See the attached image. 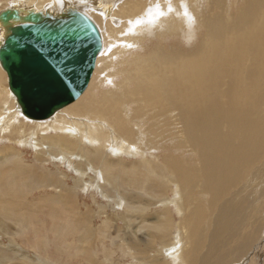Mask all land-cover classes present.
<instances>
[{
  "label": "bare ground",
  "instance_id": "obj_1",
  "mask_svg": "<svg viewBox=\"0 0 264 264\" xmlns=\"http://www.w3.org/2000/svg\"><path fill=\"white\" fill-rule=\"evenodd\" d=\"M45 1L15 0L10 6L13 8L0 11V39L3 40V33L6 30L10 32L11 28L16 25L32 23L33 18L41 20L40 18L46 14L60 19L74 18L82 13L81 10H84L89 0H68L66 6L63 3L60 6L54 3L50 7L44 5ZM103 1L107 5L105 11H109L111 5H118L119 0H116L115 3H113L114 0ZM148 1L123 0L115 8L114 15L124 19L123 28H120L122 30L128 26L129 30L132 31L130 26L132 22L144 19L135 16L152 14L150 22H145L134 33L129 32L127 35L121 36V33L115 29L116 27L111 26L110 18H106L99 9L91 12L95 23L89 16V18L87 17L96 26L101 38L100 47H98V53L94 59L95 72L98 70L99 62L105 55L108 45L107 35L105 36L102 31L100 33L99 24L95 20L98 22L105 21L107 31L112 33L114 39L117 37V42L121 38H125L127 43H131V45L133 43L140 45L146 42L142 45L140 53H134L130 56H136L134 64L139 57L145 60L143 65H146V60L153 61L149 70L158 73L160 76L162 75L161 56L168 52L166 48L168 42L164 43L163 40H159L149 54H144L145 49L149 47V42L151 44L147 32L152 28V24L159 39L170 35H174L172 39L178 36H186L185 39L188 42L200 39L206 47L200 54L202 68L209 75L219 78L220 81H227L231 88L220 89L227 102L231 101L233 104L222 113L221 133L215 137L211 136L209 134L211 126L209 125H204L200 134H198V127L191 128L187 135L178 133L177 138L172 139L170 144L175 149H179L176 156L181 159L182 164L176 163L175 167L167 171H165V164H155L153 169L158 174L154 173L153 169L149 170L150 175L154 174L153 178H150L147 173L139 172L134 166L135 161L131 162L128 158L132 157L135 160L136 156L150 153L145 132L147 122H143L150 110L163 108L166 104L178 103L191 109V111L185 112H194L207 107L212 96L209 91L199 92L196 89H185L178 98L169 96L166 94L167 87H174L177 84V76L171 79L160 77L157 84L152 88L144 85L139 86L144 102H141L137 96L138 89L131 93L130 95L136 98V107L131 113L123 114L117 102L119 94L115 90L128 89L132 84L131 78L133 77L128 70H120L119 73L124 75L123 79L110 97L103 96L93 100L84 94L86 91L93 92L92 83L96 78L94 73L95 75H91L92 78L87 89L80 94V96L84 95L79 100L61 106L46 118L27 117V119L37 121L34 122L30 134H28L29 137L23 138L20 142L30 144L33 140H31L32 136L37 131H58L62 135H46V137L36 141L35 144L44 145L51 150L52 154H58L60 161L62 158L71 162V157H81L86 162L88 171H92L97 177L95 182L99 184L98 187L104 188L108 185L109 187L105 188L107 192L114 187L122 190L120 200L129 202L133 199L142 200L140 194L145 193L144 190L148 191V195L151 197L148 199L149 201L145 200L147 208L140 209L131 204L133 208L128 207L122 216L111 217V224L113 225L112 220L118 219L121 221L118 226L122 229L124 227L123 222L127 223V228H132V224L142 218L143 225H145V219L150 214H154L156 219L146 226L157 231L161 240L164 235L170 236L169 230L172 229L171 224L174 222L171 217L175 219L174 213L169 210L168 204H164L160 210L154 211L155 213L149 211V206L153 204L157 206L161 200H166L167 190L164 188L169 187L170 183H174L177 189L184 188L186 190L185 196L181 194L180 199L175 200L179 201L182 206H178L180 210L176 212L178 218L181 216L177 228L178 239H175L174 249L168 252L170 257H177V264H193L186 257L193 249L202 253V262L212 261L216 255H221L225 249L228 251L231 260H242L240 264H245V260L246 264H264V239L256 245V252H251L248 258L244 259L243 256H246V249L248 248L237 252L234 246L231 247V239L227 236L235 232L239 238H243L256 230V241L264 234V117L257 118L251 112L264 110V0H228V5L225 4L224 0H215V9L209 11L200 8L204 0ZM207 1L209 4H206L210 6L211 1ZM149 4L154 5L149 7L147 6ZM145 7L151 9L146 12L144 11ZM159 10H162L163 13L161 17L158 13ZM182 20H187V30L189 31L186 32L183 29L178 31ZM12 21L15 23L14 26ZM192 24L201 31L191 30ZM165 33L167 34L164 35ZM101 49L103 51L100 55ZM140 59L135 65V70L138 72L134 75L135 77L140 75L147 79V70L141 68ZM178 59L179 57L174 60L177 61ZM1 70L0 140L5 138L7 132L14 126V122L18 121L20 113L26 117L22 113L13 91L9 88L8 78L9 90L4 87ZM115 75L114 73L108 74L101 79V82L108 76L113 77ZM1 89H3V93ZM229 91L231 95L228 94ZM106 93H110V90H106L103 94ZM207 113L208 109L201 110L196 118L203 120ZM233 119H236L237 122L232 123ZM101 124L102 128H99ZM108 125L114 128L113 134L109 133ZM21 132L23 133V130ZM12 134L15 132L13 131ZM136 134L138 137L134 139L135 142H131ZM73 135L78 139L72 138ZM97 144L98 146L94 147ZM89 145L94 147L93 150H86ZM108 146L111 151H109ZM12 147L15 148L14 146H4V151L1 152L4 155H1L0 179L6 173V170H1L3 164H10V154L18 157L19 163L13 164L14 167L22 171L18 177L25 176L26 173L32 172L44 163L40 155V152L43 151L42 148L35 154L33 152L31 160L26 161L18 149L16 150L17 155L8 151ZM111 152L118 153L119 156H108ZM176 156L169 155L172 160ZM77 169L75 167V170ZM113 171L115 173L112 175ZM80 173L82 172L80 171L79 175ZM7 178L12 183L13 180L9 174ZM6 179L4 181H8ZM80 181L81 178L74 180L69 185L67 178L55 179L53 176L47 175L40 179L37 187L46 191L42 197L45 200L77 203V191L80 190L79 187L82 183ZM87 182L82 183V188L92 186V183ZM2 187L7 188L8 186L3 185ZM157 187L158 190H153ZM134 190L138 194H134ZM172 190L175 192L174 189ZM107 192H105L104 197L109 195ZM175 196L178 197V194L175 193ZM92 198L93 201L96 200L94 196ZM8 204H19V201L14 199L2 206L0 211H7V218L9 217L6 208ZM189 208L191 209L189 210ZM206 217H208L207 223ZM232 221L237 222V227H234ZM206 229L207 232L204 233ZM185 242L190 244L189 248H185Z\"/></svg>",
  "mask_w": 264,
  "mask_h": 264
},
{
  "label": "rangeland",
  "instance_id": "obj_2",
  "mask_svg": "<svg viewBox=\"0 0 264 264\" xmlns=\"http://www.w3.org/2000/svg\"><path fill=\"white\" fill-rule=\"evenodd\" d=\"M14 1L15 0H0V11L6 8H13V6H10ZM115 1L116 0H114L113 3H115ZM121 1L123 0L118 1V5ZM143 1L147 2L148 0ZM210 1L212 4L209 6L207 5L209 4L208 1L204 0L200 8H203L205 11L215 9V0H209V2ZM224 1L225 4L228 5L229 1ZM67 2L68 0H46L44 5L50 7L54 5V3H57L60 6L61 3H63V5L66 6ZM104 2L103 0H89L84 7L85 11L79 10L89 16L93 21L94 18L91 16V12L99 9L106 18H110L111 26L114 28L116 27L115 29L121 33V36L127 35L129 32L134 33L139 26L144 25L145 22L151 21L152 14L145 16L138 15L135 17L144 19L138 20L137 22L133 21L130 25L132 31L129 30L128 26L126 29L122 30L120 28L123 25L124 19L121 16L114 15L115 8H117L118 5L116 6L113 4L109 11H105L107 5ZM153 5L149 4L147 6L153 7ZM150 9L151 8L148 9L145 7L144 11L148 12ZM158 13H160V17L163 15L162 10H159ZM95 21L99 24L98 29L100 33L102 31L105 33V36L107 35L108 45L105 55L99 62L98 70L95 72L94 68L92 72V75L94 73L96 74V78L92 83L94 88L93 92L86 91L84 93L86 96H89L93 100L100 99L103 96L110 97L111 93L118 87L119 82L123 79L124 75L119 73L120 70H128L133 77L131 78L132 84L128 89L115 90L119 94L117 102L123 114L126 112L131 113L136 107V98L132 97L130 94L138 89L137 96L141 102H144L139 86L144 85L148 88H152L157 84L160 77L171 79L177 76V84L174 87H167L166 94L169 96L178 98L185 89H196L199 92L209 91L212 96L211 102L207 107L195 110L194 112H185L191 111V109L178 103L166 104L163 108H153L150 110L147 118L143 121L147 122L145 125V132L150 147V153L136 156L135 160L132 157L128 158L131 162L135 161L134 166L139 172L150 175L149 170H152L155 164H165V171L175 167L176 163L182 164L181 159L176 156L179 149H175L170 144L172 139L177 138L178 133L187 135L191 128L198 127V134H200L204 125L211 126L209 134L213 137L221 133L222 113L233 106V104H231V101L227 102L220 89L231 88L227 81H220L219 78L209 75L202 68V58L200 54L206 47L202 44L200 39L188 42L185 39L186 36H178L172 39L174 35L163 36L162 39H159L154 32L152 24V28L147 32L151 44L149 42V47L145 49L144 54H149L152 47L158 44L159 40H163L164 43L168 42L166 46L168 52L161 56V76L149 70L153 61L146 60V65H143L145 60L140 59V57L138 58L142 63L141 68H146L148 73L147 79H144L140 75L135 77L134 73L138 72L135 70V65L138 60L134 64L136 56H131L134 53H140L142 45L146 42L140 45H135L134 43L131 45V43H127L125 38H121L119 42H117V37L114 39L112 33L107 31V23L105 21ZM187 28V20H182L178 31L183 29L187 32L189 31ZM157 30H159V28H157ZM191 30L201 31L194 24H192ZM102 51L103 49H101L100 55ZM178 57L179 59L177 61L174 60ZM2 70V83H4L3 85L7 90V76L4 70ZM113 73L116 75L113 77L108 76L107 79L101 82V79ZM2 90L3 89H1V92ZM106 90H110V93L103 94ZM125 90L127 91L124 92ZM176 91L177 94H175ZM84 94H82V96ZM228 94L231 95V92L229 91ZM82 96L77 98L76 101ZM206 109H208L206 118L203 120L197 119L198 112L201 110L205 111ZM251 112L257 118L264 117L263 109ZM35 121L37 120L27 119V117L20 113L18 121L14 122V126L7 132L5 138L0 140V161L2 158L1 155H4L1 153L4 151V146H14L15 148L12 147L10 148L11 150L8 151H12L11 153L14 154L18 149L20 155H22L24 157L23 159L26 161L31 160L33 152L35 154L42 148L43 151L40 152V155L44 160V163L40 167L35 168L30 173H26L23 177H18L22 174V171L13 166V164L16 165L19 163L18 157L10 154V164H3L2 166L3 169L1 170H6L7 174L5 173L6 176L4 175L2 176L3 178L0 179V209L14 199L19 201V204H8L6 206L9 213L8 218L6 217L7 211H0V264H177V257H170L168 252L174 249L173 245L178 239L177 228L178 222L181 219V216L178 218L176 212L180 210L178 206H182L179 201L177 202L175 200L180 199L181 194L185 196L186 190H184V188H178V190L174 183H170L169 187L164 188L167 190L168 194H165L166 200H161V203L157 206L154 204L149 206V211L153 213L156 210H160L164 204H168L169 210H172L174 213L175 219L171 217L174 222L171 224L172 229L169 230L170 236L164 235L162 240L157 231L147 228L146 226V224L156 219L154 214H150V216L145 219V225H143L142 218L140 221L138 220V222L135 221V224H132V228H127V223L123 222L124 227L122 229L118 226L121 224V221L118 219L112 220V225L111 217H117V215L122 216L128 207L133 208V206H135L140 209L147 208L145 200L150 199L151 195H148V191L143 189L145 193L140 194L142 200L133 199L131 202L120 200V193L122 190L114 187L107 192L106 189L109 187L108 185L104 188L102 186L98 187L97 185L99 184L95 182L97 177L92 171H88L86 162L81 159V157H71V162L62 158L60 161L58 159V154H52L51 150L44 145L39 146L35 144L36 141L42 137H46V135H62L58 131H37L35 135L32 136L31 140H33L30 144H28V142L21 143L20 140L29 137L28 134H30V130ZM235 122H237V120L233 119L232 123ZM99 128H102V124L99 125ZM21 130H23V133ZM13 131L15 134H12ZM108 131L110 134H113L114 128L108 125ZM136 137H138L137 134L131 142H135L134 139H136ZM72 138L78 139L74 135ZM126 143L128 142L126 141ZM96 146H98V144L94 147ZM94 147H90L89 145V147H86V150H93ZM109 151H111L110 148ZM169 155L176 157L172 160ZM108 156L117 157L119 155L118 153L114 154L111 152ZM75 167L79 170H75ZM85 170L87 171L85 172ZM80 171L82 172L80 175L84 173L82 176L79 175ZM114 173L113 171L112 175ZM154 173L156 172L154 171ZM8 174L13 180L12 183L7 178ZM47 175H51L55 179L67 178L69 185H71L74 180L81 178L80 182L84 183V181H88L87 183H92V186H86L84 189L81 183L79 187L80 190L78 189L79 191H77V203L67 201L51 202L42 198L46 191L37 187L40 179ZM153 176L154 174H151L150 178H153ZM4 179L8 181H4ZM164 181L166 180L164 179ZM111 182L113 183L112 180ZM103 183L105 184V181H103ZM3 185H7L8 187L3 188ZM171 189H174L175 192L173 190L171 191ZM153 190H158V187L157 189L153 188ZM105 192L109 194L106 197H104ZM175 193L178 194V197L175 196ZM134 194H138V192L134 190ZM170 195L173 196L171 197ZM93 196L96 198L95 201H93ZM154 202H156V200H154ZM191 208H189V210ZM205 220L207 223L208 217H206ZM232 222L234 227H237V222ZM206 232L207 229L204 233ZM227 236L231 239V247L234 246L237 252L248 248L246 249V256H243V258L245 257L244 259H246V257L248 258L251 252H256V245L260 240L264 239V234H262L255 241L257 236L256 230L243 238H239L235 232ZM189 245L188 242L184 243L185 248H189ZM186 257L190 259L193 264H240L242 261L231 260L228 251L225 249L222 251L221 255H216L210 262H202V253L196 249L189 252Z\"/></svg>",
  "mask_w": 264,
  "mask_h": 264
},
{
  "label": "water",
  "instance_id": "obj_3",
  "mask_svg": "<svg viewBox=\"0 0 264 264\" xmlns=\"http://www.w3.org/2000/svg\"><path fill=\"white\" fill-rule=\"evenodd\" d=\"M87 17L46 14L3 33L0 61L26 117L46 118L86 89L101 42Z\"/></svg>",
  "mask_w": 264,
  "mask_h": 264
},
{
  "label": "crops",
  "instance_id": "obj_4",
  "mask_svg": "<svg viewBox=\"0 0 264 264\" xmlns=\"http://www.w3.org/2000/svg\"><path fill=\"white\" fill-rule=\"evenodd\" d=\"M93 259V258H92Z\"/></svg>",
  "mask_w": 264,
  "mask_h": 264
}]
</instances>
